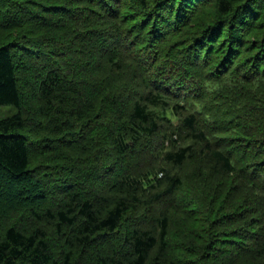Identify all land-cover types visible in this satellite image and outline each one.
<instances>
[{
    "label": "trees",
    "instance_id": "obj_1",
    "mask_svg": "<svg viewBox=\"0 0 264 264\" xmlns=\"http://www.w3.org/2000/svg\"><path fill=\"white\" fill-rule=\"evenodd\" d=\"M262 3L0 0V264H264Z\"/></svg>",
    "mask_w": 264,
    "mask_h": 264
},
{
    "label": "rangeland",
    "instance_id": "obj_2",
    "mask_svg": "<svg viewBox=\"0 0 264 264\" xmlns=\"http://www.w3.org/2000/svg\"><path fill=\"white\" fill-rule=\"evenodd\" d=\"M16 108L14 106H0V119L2 118H6V117H9L13 114L16 113ZM40 164V163H39ZM6 197L2 198L0 200V203L1 205L3 204L4 205V201H8L10 203H13L16 201L17 199V193H6L5 195ZM1 207V206H0ZM1 213V211H0ZM0 216H3V214H0ZM177 219L181 220V223H178V222H173V227H172V232H171V235L172 237H174V242L177 243L180 247H181V251H183V253L180 251V250H176L175 252V259L177 260H180L179 258H182V259H191V257L194 259V263L192 264H197L199 262L198 260V256H194L193 253L197 254L196 252H193L191 249V245H190V241L193 239L191 238L189 240V245H184V242L183 240L186 239V235L189 234V231L187 232V230H189V228L192 226L193 227V221L191 222H187L186 223L182 220V216L181 215H176L175 216ZM2 221V219H0V222ZM185 225V230L183 231V227ZM194 227H197L196 225H194ZM2 227H1V224H0V231H1ZM49 230V234H50V237L51 239L54 241L53 242V245H54V249L57 248L56 250V255L61 251V249L64 248L63 246V242H61V238L58 237V236H54V231L52 230V228L49 226L48 227ZM183 231V232H182ZM195 236H196V239H195V243H198V238H197V235L195 233ZM199 244V243H198ZM191 254V255H188Z\"/></svg>",
    "mask_w": 264,
    "mask_h": 264
},
{
    "label": "bare ground",
    "instance_id": "obj_3",
    "mask_svg": "<svg viewBox=\"0 0 264 264\" xmlns=\"http://www.w3.org/2000/svg\"><path fill=\"white\" fill-rule=\"evenodd\" d=\"M205 1H206V0H205ZM104 2H105V1H104ZM262 4H263V3H262ZM261 6H264V4H263V5H261ZM261 9H262V11H264V10H263V9H264V7H263V8H261ZM236 62H237V61H236ZM159 63H161V61H160ZM148 64H149V63H148ZM157 66H159V65H157ZM237 66H238V65H237ZM168 71H169V70H168ZM161 73H162V72H161ZM165 74H166V73H165ZM167 74H168V73H167ZM167 74H166V75H167ZM167 76H168V75H167ZM167 76H165V77H167ZM169 76H170V74H169ZM160 77H161V76H160ZM163 77H164V76H163ZM170 78H171V77H170ZM171 79H172V78H171ZM173 80H174V79H173ZM237 139H238V138H237ZM243 140H244V139H243ZM243 140H242V141H243ZM236 142H237V141H236ZM242 143H243V142H242ZM38 168H39V167H38ZM192 210H193V209H192ZM195 211H196V210H195ZM195 211H194V212H195ZM196 212H197V211H196Z\"/></svg>",
    "mask_w": 264,
    "mask_h": 264
}]
</instances>
